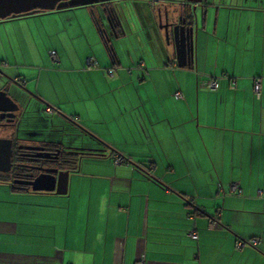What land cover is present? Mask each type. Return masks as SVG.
Instances as JSON below:
<instances>
[{
    "label": "crops",
    "instance_id": "obj_1",
    "mask_svg": "<svg viewBox=\"0 0 264 264\" xmlns=\"http://www.w3.org/2000/svg\"><path fill=\"white\" fill-rule=\"evenodd\" d=\"M120 1L0 20V89L25 101L21 129L98 154L65 195L0 181V264H264V1ZM191 8L193 62L178 65L159 24L191 23Z\"/></svg>",
    "mask_w": 264,
    "mask_h": 264
},
{
    "label": "water",
    "instance_id": "obj_2",
    "mask_svg": "<svg viewBox=\"0 0 264 264\" xmlns=\"http://www.w3.org/2000/svg\"><path fill=\"white\" fill-rule=\"evenodd\" d=\"M69 0H0V20L10 17L24 15L32 11L52 12L57 3ZM117 1V0H116ZM119 1V0H118ZM191 4H199L202 0H187ZM113 3L111 2V5ZM113 14L118 18L120 9L112 6ZM192 22H187L185 18L177 15L176 21L169 15H165L164 23L159 24V28L164 32L166 44L172 42L176 61L179 65L180 60L188 57L189 63L193 62L194 37L197 32V22L191 8ZM159 17V15H158ZM188 24V25H187ZM187 25V26H186ZM179 37V38H178ZM179 39V40H178ZM19 107L13 102L6 93L5 89H0V119H5L7 123L15 118L14 113ZM32 148H26L29 150ZM12 140H0V173H8L11 168ZM70 172H57L48 170L38 175L28 183L32 192L54 193L56 195H65L67 190V179Z\"/></svg>",
    "mask_w": 264,
    "mask_h": 264
},
{
    "label": "flooded vegetation",
    "instance_id": "obj_3",
    "mask_svg": "<svg viewBox=\"0 0 264 264\" xmlns=\"http://www.w3.org/2000/svg\"><path fill=\"white\" fill-rule=\"evenodd\" d=\"M24 102L19 103V109L14 113L13 121L7 123L5 119H2L0 126H9L13 129L11 168L6 173L8 180L17 189L31 191L28 183L38 175L48 170L74 172L75 168L71 167L74 159L78 161L95 153H93L94 150L88 149L84 145H65L60 141L52 143L31 137L32 133L20 129L25 116V111L20 107H24L26 104ZM70 125L74 127V125ZM27 147L32 149L26 150Z\"/></svg>",
    "mask_w": 264,
    "mask_h": 264
},
{
    "label": "built area",
    "instance_id": "obj_4",
    "mask_svg": "<svg viewBox=\"0 0 264 264\" xmlns=\"http://www.w3.org/2000/svg\"><path fill=\"white\" fill-rule=\"evenodd\" d=\"M49 56L50 58L53 60V61H57V56L54 52H50L49 53ZM89 64L94 66L95 65V62L94 60L90 59L89 60ZM202 87H205L206 89H209V90H215L217 88V81L216 79H207L205 81H203L201 83ZM231 89L234 88V82H231ZM252 90H253V94L256 98V100H259L260 99V96H261V81L259 78H255L253 79V86H252ZM174 99L175 100H179V99H182V95L181 93L179 92H176L174 94ZM47 113H50V110H47L46 111ZM126 160L122 157H117L114 161V164H121L123 162H125ZM230 190L231 192H234L238 187H237V184H231L230 185ZM191 237L193 239H196V233L195 232H191ZM256 243V241H252L251 244L254 245ZM241 244H238L237 246H240ZM136 264H143L142 261H138Z\"/></svg>",
    "mask_w": 264,
    "mask_h": 264
},
{
    "label": "rangeland",
    "instance_id": "obj_5",
    "mask_svg": "<svg viewBox=\"0 0 264 264\" xmlns=\"http://www.w3.org/2000/svg\"><path fill=\"white\" fill-rule=\"evenodd\" d=\"M113 1V0H112ZM126 1H128L129 2V0H126ZM262 1H264V0H259L258 2H259V5H261L262 4ZM66 2H68V1H63V2H60V3H57V5H56V7H60L61 5H63V4H65ZM122 2V6H123V9H124V13H125V0H121L120 2H118V3H121ZM133 3H134V1H133ZM122 47H125V46H122ZM50 53V52H49ZM48 53V54H49ZM50 57V56H49ZM51 59V58H50ZM51 61L53 62V63H57L58 62V58H57V61H53L52 59H51ZM23 129H25L24 127H22ZM21 129V128H20ZM12 132H13V129L11 128V127H9V126H0V140H5V139H11L12 138ZM64 134H66L65 136H64V139L67 141H73V140H75V141H77V142H81V141H84V142H86L87 141V139L85 138V137H83V136H81L80 137V139H77V138H79L78 136L77 137H73V136H70V135H68L69 133L66 131ZM74 146H76V145H74Z\"/></svg>",
    "mask_w": 264,
    "mask_h": 264
},
{
    "label": "trees",
    "instance_id": "obj_6",
    "mask_svg": "<svg viewBox=\"0 0 264 264\" xmlns=\"http://www.w3.org/2000/svg\"><path fill=\"white\" fill-rule=\"evenodd\" d=\"M38 12H40V11H32V12H30V13H27V14H32V13H38ZM205 88V87H204ZM206 89V88H205ZM207 90H209V89H207ZM91 156H98V154H92ZM123 158V157H122ZM125 159V158H124ZM76 164H77V159H74V162H73V164H72V168H75L76 167ZM0 181H3V182H5V183H8V184H10L11 185V187H12V189L14 190V191H23V190H21V189H17V188H15L14 186H13V184H11V182L8 180V176L6 175V173L5 174H0Z\"/></svg>",
    "mask_w": 264,
    "mask_h": 264
}]
</instances>
